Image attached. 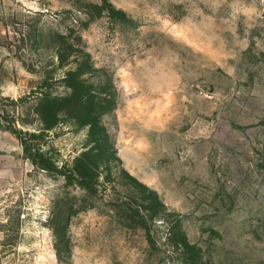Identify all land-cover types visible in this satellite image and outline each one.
<instances>
[{
	"label": "rangeland",
	"instance_id": "1",
	"mask_svg": "<svg viewBox=\"0 0 264 264\" xmlns=\"http://www.w3.org/2000/svg\"><path fill=\"white\" fill-rule=\"evenodd\" d=\"M0 264H264V0H0Z\"/></svg>",
	"mask_w": 264,
	"mask_h": 264
},
{
	"label": "trees",
	"instance_id": "2",
	"mask_svg": "<svg viewBox=\"0 0 264 264\" xmlns=\"http://www.w3.org/2000/svg\"><path fill=\"white\" fill-rule=\"evenodd\" d=\"M42 101L43 102H40L39 105H43V103H48L47 99L42 100ZM61 101H63L62 107H58L57 115L60 116V114H62L63 112L65 114H75L77 118H79L81 121L84 122L85 125L89 127L90 135H91V138L93 139L94 136H96V134L99 133V130H101L102 123H101V118L99 117V114L105 113V109H103L104 107L101 106L97 109L98 111H96L97 106L94 105L93 102L86 100L84 97H81L76 93L75 94L68 93L66 97L61 98ZM45 113L46 112H43V110L41 109V115H44ZM44 120H48V119L45 118ZM52 128H53V125H47V129H52ZM102 131H103L102 134H103L104 141H105L104 143L107 144L109 143L108 133L105 128L104 129L102 128ZM16 133H18V131H16ZM23 133L24 132L21 131V143L24 147L25 154L27 155V157L33 162L35 166L50 170L48 169V167H44V165L40 164L39 161L36 159L35 155L32 153L33 152L32 149L28 145L27 140L24 138ZM99 134H101V132ZM93 142H96V141H93ZM76 160L77 161L75 162L74 170L77 173L82 174L83 171L86 170L87 165L80 159H76Z\"/></svg>",
	"mask_w": 264,
	"mask_h": 264
}]
</instances>
